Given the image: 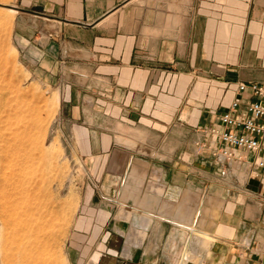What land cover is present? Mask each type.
Masks as SVG:
<instances>
[{"label":"crops","instance_id":"0c3cea01","mask_svg":"<svg viewBox=\"0 0 264 264\" xmlns=\"http://www.w3.org/2000/svg\"><path fill=\"white\" fill-rule=\"evenodd\" d=\"M16 9L19 54L59 87L91 183L66 264H264V153L229 161L211 132L251 99L239 84L264 83V0Z\"/></svg>","mask_w":264,"mask_h":264},{"label":"rangeland","instance_id":"374dc122","mask_svg":"<svg viewBox=\"0 0 264 264\" xmlns=\"http://www.w3.org/2000/svg\"><path fill=\"white\" fill-rule=\"evenodd\" d=\"M18 1H0V11L16 9ZM14 21L12 28L0 24V147L19 138L24 150L17 148L16 155L27 153L29 160L24 165L17 157L0 160V264H66L71 230L79 226L83 200L92 193L74 138L79 125L63 117L59 87L23 62ZM33 204L39 205L38 215Z\"/></svg>","mask_w":264,"mask_h":264},{"label":"built area","instance_id":"2783aa9c","mask_svg":"<svg viewBox=\"0 0 264 264\" xmlns=\"http://www.w3.org/2000/svg\"><path fill=\"white\" fill-rule=\"evenodd\" d=\"M238 90L240 94L249 93L250 100L242 97L231 103L229 111L219 116L220 128L212 129L213 134L220 135L222 149L215 154L225 159L237 160V152L264 153V83H241ZM203 144L197 143L200 151ZM258 167L264 165L261 157Z\"/></svg>","mask_w":264,"mask_h":264},{"label":"bare ground","instance_id":"6f19581e","mask_svg":"<svg viewBox=\"0 0 264 264\" xmlns=\"http://www.w3.org/2000/svg\"><path fill=\"white\" fill-rule=\"evenodd\" d=\"M0 1H4V2H10L11 0H0ZM18 11H16V9H15V7L14 6H11L10 8H6V11H0V24L2 25V26H4V29H5V27H8V28H10L11 26H12V24H13V21H14V14L15 13H17ZM1 26V27H2ZM10 26V27H9ZM6 29L5 31H9V29ZM12 28V27H11ZM7 31V32H8ZM3 32V31H2ZM4 33V32H3ZM6 34V33H5ZM2 44V43H1ZM2 49V48H1ZM4 51V50H3ZM6 53V52H5ZM2 54V53H1ZM5 59H6V57H4ZM5 67V66H4ZM3 67V68H4ZM8 70V69H7ZM6 70V71H7ZM5 71V72H6ZM4 77V76H3ZM8 82V81H7ZM8 85V84H7ZM9 86V85H8ZM9 89V88H8ZM9 91V90H8ZM7 94V93H6ZM11 94V93H10ZM8 96V95H7ZM4 97V96H3ZM2 97V98H3ZM57 97V96H56ZM1 98V100L3 101V99ZM9 98V97H8ZM8 98H7V101H8ZM59 98H57V100H58ZM56 100V99H55ZM56 100V102H58ZM8 103H9V101H8ZM1 104V103H0ZM4 104H6V102L4 103ZM22 113V112H21ZM21 116V115H20ZM19 116V117H20ZM22 117V116H21ZM20 117V118H21ZM18 119V118H17ZM19 120V119H18ZM16 122V121H15ZM15 124V123H14ZM120 128H122L123 130H125L126 128L125 127H122V125H121V127ZM10 129V128H9ZM12 130V129H11ZM137 130V129H136ZM135 131V130H134ZM136 132V131H135ZM134 132V133H135ZM12 133V132H11ZM133 133V134H134ZM137 133H138V131H137ZM135 135V134H134ZM139 135V134H138ZM3 137V136H2ZM25 137V136H24ZM24 137L22 138V139H24ZM25 138H27V137H25ZM25 141H28V138H27V140H25ZM7 143L5 144V145H1V147H0V160L2 159H6V161H8L7 159H9V158H12V160H13V158H16L17 157V159L16 160H18L17 162H18V164H25L26 162H28V157H27V153H25L26 154V156L25 157H21V156H17L16 155V149L18 148L19 150H24V148H22L23 146H24V141H21V139L19 140V138H18V140H17V138L15 139V140H13V141H6ZM29 142V141H28ZM31 143V142H30ZM32 144V143H31ZM31 144H29V146L31 145ZM33 145V144H32ZM22 148V149H20V148ZM26 149H27V147H26ZM18 150V151H19ZM30 157V156H29ZM35 158V157H34ZM34 158L33 159H31V160H33L34 161ZM16 162V163H17ZM33 163V162H32ZM31 164V163H30ZM16 165V164H15ZM22 165V166H23ZM27 165V164H26ZM14 166V165H13ZM24 167H26V166H23L22 168L24 169ZM21 168V167H20ZM33 187V186H32ZM34 189H35V187H34ZM40 189V188H39ZM42 190V189H41ZM35 192H37V191H35ZM34 192V193H35ZM39 193V192H38ZM41 193V192H40ZM37 196V195H36ZM46 197V196H45ZM36 199H37V197H36ZM34 202V201H33ZM36 202V201H35ZM42 202V201H41ZM46 202H48V205H49V201H46ZM37 203L39 204V202L37 201ZM44 203V202H43ZM46 204V203H45ZM9 205V204H8ZM11 205V204H10ZM36 205V204H35ZM32 206V205H31ZM39 205H36V206H34V204H33V207H32V209L31 210H33L32 212H34V214L33 215H38V213L39 212H41V210H39L40 208L38 207ZM43 205L41 204V209L42 210H44L43 209V207H42ZM47 206V205H46ZM45 206V207H46ZM6 207H7V205H6ZM14 207H16V206H14ZM17 208V207H16ZM49 208V207H48ZM7 209H9V208H7ZM18 209V208H17ZM16 209V210H17ZM46 209V208H45ZM11 210V209H10ZM12 210H13V208H12ZM14 211H15V209H14ZM9 212V211H8ZM19 213V212H18ZM9 214V213H8ZM41 214V213H40ZM40 214H39V216H40ZM15 215H16V213H15ZM15 215H14V217H15ZM4 217H5V215H4ZM10 217H12V216H10ZM7 220H8V218H7ZM6 221V220H5ZM9 221H10V219H9ZM6 224V223H5ZM39 228L36 230V235L39 233ZM197 232V231H196ZM196 234V233H195ZM202 234V233H201ZM201 234H196L197 235V238L199 239L198 241V243H199V246L201 247V250L202 251H206V249H208V248H210V247H208L209 246V242H210V238L209 237H207V236H204V235H201ZM195 247V246H194ZM198 247V246H197ZM200 250V249H199ZM209 250V249H208ZM194 251V250H193ZM188 252V251H187ZM191 252V251H190ZM199 252H201V251H199ZM195 254V253H194ZM206 255V254H205ZM193 253L191 252V253H189L188 252V254H187V256H186V260H190V259H192L193 257ZM199 257V256H198ZM197 258V257H196ZM203 258V257H202ZM194 261H195V259H194ZM191 262H192V260H191ZM199 262V261H198Z\"/></svg>","mask_w":264,"mask_h":264}]
</instances>
